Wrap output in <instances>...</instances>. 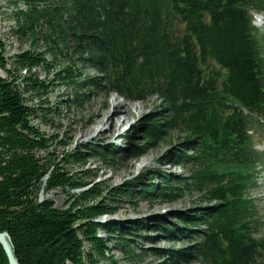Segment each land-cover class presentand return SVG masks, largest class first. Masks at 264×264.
Returning a JSON list of instances; mask_svg holds the SVG:
<instances>
[{
  "label": "trees",
  "instance_id": "1",
  "mask_svg": "<svg viewBox=\"0 0 264 264\" xmlns=\"http://www.w3.org/2000/svg\"><path fill=\"white\" fill-rule=\"evenodd\" d=\"M7 6L13 36L28 48L8 57L0 39V71L7 74L0 76V233L9 234L18 263L120 264L111 246L130 262L134 249L145 253L131 238L148 227L100 223L114 214L107 202L171 203L193 189L213 205L182 215V229L156 226L167 240L202 229L189 249L156 252L162 264H264L262 224L249 194L264 158L255 149L264 133V37L251 19L264 13V0H10ZM39 68L53 73L52 85L74 88L78 105L94 94L131 102L158 97L160 115L125 137L124 148L87 150L112 166L116 153L137 158L177 133L182 150L168 163L188 177L163 173L149 185L105 190L97 175L67 170L86 165L84 153L60 162L53 153L43 156L53 139L34 125L51 113L42 101L31 105L48 88L34 72ZM134 136L141 147L131 143ZM59 189L69 195L67 210L47 198ZM0 264H9L1 245Z\"/></svg>",
  "mask_w": 264,
  "mask_h": 264
},
{
  "label": "rangeland",
  "instance_id": "2",
  "mask_svg": "<svg viewBox=\"0 0 264 264\" xmlns=\"http://www.w3.org/2000/svg\"><path fill=\"white\" fill-rule=\"evenodd\" d=\"M9 1L0 0V39L7 47V56L13 57L28 48L22 47L17 38L13 36L12 29L14 23L11 20L13 10L7 6ZM261 34L264 33L262 32ZM34 72L40 81L47 82L48 88L45 94H41L43 98L41 100H34L31 105L37 108L41 105L42 101L46 103L44 107L51 111V115L48 114L49 118L46 123L41 119L34 121V125L47 138L53 139L51 150L43 153V156L53 153L60 162L61 158L68 153H84L88 163L84 166L81 164H71L67 167V170L72 173H79L80 178L97 175L95 183L105 190L123 188L127 184H131L130 187H133L138 182L149 185L152 183L151 178L153 176H160L163 173H169L174 178L186 179L188 177V172L185 168L171 166L168 163L172 153L182 150V136L177 133L170 135L164 141L157 142L154 146H149L137 158L128 159L123 157L121 159L118 158L119 152L116 153L112 166L104 164L99 159L90 158L91 154L87 148L92 144H99L101 147L118 146L124 148L126 144L124 141L125 137L135 135L136 128H140L143 125V121L148 117L160 115L161 111L159 107L162 105V102L158 97L150 98L144 102H131L113 93L101 96L94 94L90 95L87 101L78 105L73 102L75 99L74 88L61 84L52 85L53 73L48 74L43 68L34 70ZM83 73L90 77L96 75L89 69H85ZM0 76L7 78L5 71H0ZM108 101L112 103L114 101H122V103L131 107L136 105V103H141V115H133L121 128L114 129L107 122L112 114L103 115L105 104ZM98 122L102 123L101 127L105 125V133L101 134L98 128H96ZM136 137H133L131 143L141 147V141ZM258 149L264 152V144ZM187 155H191V153ZM262 175L257 188L251 192V195L258 206L260 221L264 222V174ZM156 184H158V180ZM47 198L51 199L58 209L67 210L69 208V195L62 189L51 192L47 195ZM107 203L111 205L110 207L114 210V214L101 218L99 222L118 224L124 228H130L134 225L148 227L146 229L141 228L137 232V236L131 238L137 242L145 253H142L140 249H134L135 256L130 262L125 261L124 257L119 252L114 251L115 248L111 246L112 255L120 264H162L163 261L155 256L156 252L189 249L193 245L192 241L196 238L194 234L201 232L202 229L192 227L185 238L167 240L164 233L156 228V226L162 222L165 223V227L168 229H173L174 225L178 229H182V224L179 220L182 215L194 217L197 210H202L209 207V205H213V202L203 199V195L193 189L185 192V194L171 203L156 202L149 204L139 199H121L120 202L115 204ZM261 234L264 235V223ZM100 236L107 238V235L103 232L100 233ZM146 238H150L151 241L146 240ZM182 264L199 263L189 261Z\"/></svg>",
  "mask_w": 264,
  "mask_h": 264
},
{
  "label": "bare ground",
  "instance_id": "3",
  "mask_svg": "<svg viewBox=\"0 0 264 264\" xmlns=\"http://www.w3.org/2000/svg\"><path fill=\"white\" fill-rule=\"evenodd\" d=\"M118 100V99H117ZM112 109V110H111ZM141 103H136L134 106H128L122 103V101H114L113 103L108 101L105 104V109L103 111L104 114H112L111 117L107 120L108 124L112 128H121L125 123H127L133 115H141ZM102 115V116H103ZM101 122H98L96 128H98L101 134L105 133V125L101 127Z\"/></svg>",
  "mask_w": 264,
  "mask_h": 264
},
{
  "label": "water",
  "instance_id": "4",
  "mask_svg": "<svg viewBox=\"0 0 264 264\" xmlns=\"http://www.w3.org/2000/svg\"><path fill=\"white\" fill-rule=\"evenodd\" d=\"M0 245L7 256L9 264H19L15 258L11 238L8 233H0Z\"/></svg>",
  "mask_w": 264,
  "mask_h": 264
}]
</instances>
